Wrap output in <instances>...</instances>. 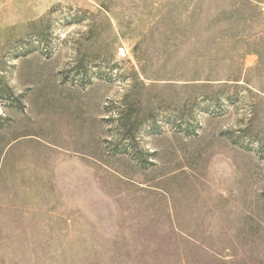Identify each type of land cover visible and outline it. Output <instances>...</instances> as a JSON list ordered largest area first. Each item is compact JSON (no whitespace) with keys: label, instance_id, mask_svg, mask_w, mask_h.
Segmentation results:
<instances>
[{"label":"rangeland","instance_id":"rangeland-1","mask_svg":"<svg viewBox=\"0 0 264 264\" xmlns=\"http://www.w3.org/2000/svg\"><path fill=\"white\" fill-rule=\"evenodd\" d=\"M0 264H264V0H0Z\"/></svg>","mask_w":264,"mask_h":264}]
</instances>
